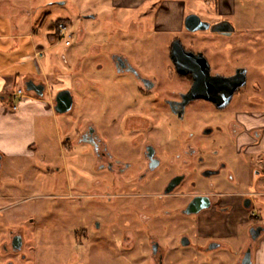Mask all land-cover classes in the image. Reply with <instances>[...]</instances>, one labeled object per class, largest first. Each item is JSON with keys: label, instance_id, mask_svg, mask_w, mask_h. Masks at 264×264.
<instances>
[{"label": "flooded vegetation", "instance_id": "1", "mask_svg": "<svg viewBox=\"0 0 264 264\" xmlns=\"http://www.w3.org/2000/svg\"><path fill=\"white\" fill-rule=\"evenodd\" d=\"M214 5L219 18L202 19L210 22L208 30L192 32L185 27L194 34L170 39L167 66H141L124 52H112L113 69L126 81L114 78L109 83L107 128L104 122L88 125L77 137L79 143L92 147L96 170L104 174L101 182L122 200L121 207L128 210L132 200L153 196V205L145 201V206L153 214L150 222H158L151 225L157 229L156 236L126 244L129 249L135 244L140 249L151 246L153 262L148 263L143 253L145 264H166L168 252L180 247L193 246L203 252L226 247L231 243L229 239L242 238L240 227L245 224L247 238L238 264H242L248 251L254 264L257 244L264 235V221L255 210L260 199L264 200L260 192L264 189L259 190L260 182L264 184V153L249 150L260 144L264 133V22L259 25L257 20L251 21L245 10L234 18V7L226 0L223 8L218 1ZM216 37L221 44L218 51L212 49ZM176 41L194 54L188 65H176ZM200 53L209 64V73L200 64ZM237 74L236 83L242 84L235 89L231 88L235 84L213 79ZM191 94L194 98H190ZM8 96L9 102L14 99L12 92ZM208 114L217 119L227 117V124L206 126L203 133L219 131L223 135L221 144L229 147L232 143L235 167L225 154L220 161L207 159L191 142L196 125L193 119ZM245 119L262 126L249 128ZM186 132V138L181 139ZM245 134L252 139L249 145L240 144ZM64 146L70 147V143ZM7 156L0 151V264H29L30 234L35 229L32 206L17 199L13 171L4 177ZM198 197L207 206L199 212H188ZM26 202L27 209L20 211L19 205ZM201 217L206 224L200 222ZM182 228L185 231L174 239V247L166 251L161 234ZM194 228L203 241L194 242ZM200 229L203 233H199ZM259 229L261 235L256 238ZM139 232L150 234L147 228ZM125 238L116 242L125 245Z\"/></svg>", "mask_w": 264, "mask_h": 264}, {"label": "rangeland", "instance_id": "2", "mask_svg": "<svg viewBox=\"0 0 264 264\" xmlns=\"http://www.w3.org/2000/svg\"><path fill=\"white\" fill-rule=\"evenodd\" d=\"M5 1L12 3V9L9 12L0 10V61L11 63L6 58L14 39L10 38L11 44L5 45L7 36L28 33L30 28L37 32L24 40L30 41V46L33 41L48 46L43 54L38 53L39 57L31 49L28 53L23 50L30 59L25 69L19 68L22 73L13 90L16 92L21 88L23 95L30 94L24 74L32 72L37 80L62 82L74 96L70 111L62 114L55 111L53 116L38 119L36 143L29 152L8 155L4 162V177L13 171L17 199L28 201L32 206L35 229L30 234L29 264H145L143 253L149 259L148 263H152L150 245L140 249L135 244L129 249L126 244L133 245L141 239L145 241L149 236H156L157 229L151 225L156 226L158 222H150L153 214L145 206L146 202L152 204L153 196H147L143 201L132 200L131 207H126L128 210L121 207L122 200L101 182L104 174L96 170L92 147L79 143L77 137L88 125L104 122L107 128L109 83L114 78L122 83L126 81L113 69L112 52H124L141 66H167L170 39L175 35L185 39L194 34L185 28L186 16L193 13L204 20L219 18L214 5L217 0H174L179 4L170 11V25L178 24L184 16L181 30L174 33L156 30L154 19L156 11L163 5L169 6L173 0H145L137 8L129 4L132 0ZM226 1L234 7V18L240 17L241 11L245 10L251 21L257 20L259 25L264 22V0ZM60 18L64 20L58 22ZM61 22L68 24L69 33L73 34L71 38L59 35ZM67 39L70 40L68 45ZM218 41L219 37H216L212 42V49L217 51L221 45ZM44 97L49 98L48 90ZM18 99L13 103L18 105ZM12 106L7 103L8 108ZM226 118L217 119L208 114L193 119L196 125L191 142L207 159L220 161L225 154L235 167L232 143L229 147L221 144L223 135L219 131L210 135L203 133L206 126L227 124ZM187 134L183 133L181 139ZM66 142L70 147L64 146ZM263 185L261 181L259 190L264 189ZM27 207V202L19 205L20 211ZM255 210L264 221V200L260 199ZM202 221L205 218L201 217ZM145 228L150 234L139 232V229L144 232ZM246 228V224L240 227L242 238L239 241L229 239L228 246L215 251L203 252L193 246L172 250L168 252L166 264H238L240 250L247 238ZM184 231L182 228L171 234H161L166 251L174 247V239ZM203 231L200 229L199 233ZM196 232L194 228L192 236L194 242L199 243L204 239ZM124 238L125 245L116 242ZM262 243L261 240L258 242L257 250L264 248Z\"/></svg>", "mask_w": 264, "mask_h": 264}, {"label": "crops", "instance_id": "3", "mask_svg": "<svg viewBox=\"0 0 264 264\" xmlns=\"http://www.w3.org/2000/svg\"><path fill=\"white\" fill-rule=\"evenodd\" d=\"M145 0H132L129 2L132 7H139L142 2ZM220 3V7L223 8L222 3L225 0H217ZM179 4V1H170L169 6L160 7L155 15V26L156 30H164L165 32H179L182 28L183 18L181 17L180 22L176 25H170L172 20V14L170 11L172 7ZM181 4V3H180ZM12 3L10 1L0 0V10L8 11L12 8ZM34 9V8H33ZM29 22V20L27 21ZM37 32L35 28H30L28 33L23 34H14L13 37L7 36L6 43L11 44V39L13 38V46L9 48V57H1L6 58L11 63H5V61H0V151L7 155L13 154H23L25 152H29L31 147L36 143V134H37V121L38 119L46 118L53 116L55 113L54 110V101L55 96L58 91L64 88V84L62 82H57V84L52 83L50 80L46 82L43 80H37L33 77L32 72H25V84L28 80H34L37 83H44L48 90V97L38 96L36 93L31 92L28 95H23L17 100L18 107L13 109L15 103V99L9 102V96L12 92L14 94L13 88L16 86V82L20 79V75L22 72L19 71V68L25 69L30 56L23 53V50L27 52V50H32L33 54L36 57L38 53L43 54L45 49L48 47L44 44H38L36 41L32 42L30 46V41H25V38H30ZM34 37V36H33ZM23 38V39H22ZM18 39V41H17ZM25 39V40H24ZM35 39V38H34ZM2 39L0 38V41ZM24 40V41H22ZM27 45H29L27 47ZM30 52V51H29ZM11 53V54H10ZM28 53V52H27ZM18 71V72H16ZM62 78V76H59ZM21 89V88H19ZM45 90V93L47 92ZM14 91V92H13ZM10 92V94H9ZM45 95V94H44ZM7 103L13 104L10 108L7 107ZM245 124L251 128L255 126H262V123L259 122H251L249 120H244ZM241 145H249L251 142V137L247 134L241 137ZM260 144L257 147L250 148L251 152H263L264 153V133L260 139ZM261 190V194L264 191ZM261 241L264 242V239L261 238ZM264 244V243H262ZM261 261L264 264V248L261 250H257L255 263Z\"/></svg>", "mask_w": 264, "mask_h": 264}, {"label": "water", "instance_id": "4", "mask_svg": "<svg viewBox=\"0 0 264 264\" xmlns=\"http://www.w3.org/2000/svg\"><path fill=\"white\" fill-rule=\"evenodd\" d=\"M185 27L192 31L196 32L199 30H208L211 27L210 22L202 20V18L197 15V14H189L186 16L185 19ZM193 57L194 54L191 52H188L185 50L183 45L181 44L180 41H176L174 43V48H173V59L178 67H182L184 65H188L189 58ZM197 57L202 61L200 62L201 65H204L205 68H207V72L209 73V64L207 60L204 58L203 54L200 53L197 55ZM239 78L238 74L233 76V77H216L213 78L215 82H220V83H232L235 84L234 87H231L232 89H235L237 86H239L242 83H236L237 79ZM26 87L28 91L36 93L38 96H44L45 90H46V85L44 83H37L34 80H28L26 82ZM199 89V88H196ZM231 89V90H232ZM192 95V94H191ZM190 98H194V95L191 96ZM74 106V96L73 93L70 89H62L60 90L55 97V105H54V110L57 113H66L70 111ZM173 186V185H172ZM171 186V188H172ZM203 199L202 198H196L192 203L190 204L188 208V212H199L202 208L206 207L207 205L203 204ZM257 235L255 236L256 238L261 235L260 229L256 233ZM242 264H252L251 262V252L248 251L246 253V256L242 262Z\"/></svg>", "mask_w": 264, "mask_h": 264}, {"label": "built area", "instance_id": "5", "mask_svg": "<svg viewBox=\"0 0 264 264\" xmlns=\"http://www.w3.org/2000/svg\"><path fill=\"white\" fill-rule=\"evenodd\" d=\"M58 31H59V35L61 36V37H67V38H71L72 36H73V34L72 33H69V26H68V24H66L65 22H61L60 24H59V26H58ZM66 44L68 45V44H70V40L69 39H67V41H66ZM23 96V90L22 89H18L14 94H13V98L14 99H17V98H20V97H22ZM18 106L15 104L14 106H13V109H16Z\"/></svg>", "mask_w": 264, "mask_h": 264}, {"label": "trees", "instance_id": "6", "mask_svg": "<svg viewBox=\"0 0 264 264\" xmlns=\"http://www.w3.org/2000/svg\"><path fill=\"white\" fill-rule=\"evenodd\" d=\"M62 20H64V19L60 18V19L58 20V22H59V21H62Z\"/></svg>", "mask_w": 264, "mask_h": 264}]
</instances>
